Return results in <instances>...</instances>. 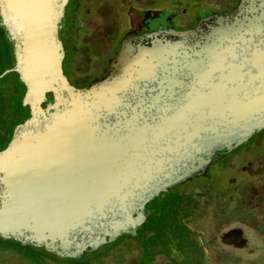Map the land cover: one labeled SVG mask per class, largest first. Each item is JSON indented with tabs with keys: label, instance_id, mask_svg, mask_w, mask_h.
Masks as SVG:
<instances>
[{
	"label": "water",
	"instance_id": "water-1",
	"mask_svg": "<svg viewBox=\"0 0 264 264\" xmlns=\"http://www.w3.org/2000/svg\"><path fill=\"white\" fill-rule=\"evenodd\" d=\"M70 1L0 0V77L17 74L28 108L0 150V238L59 258L134 235L147 203L264 129V0L187 30L131 18L83 87L62 69Z\"/></svg>",
	"mask_w": 264,
	"mask_h": 264
},
{
	"label": "rangeland",
	"instance_id": "rangeland-1",
	"mask_svg": "<svg viewBox=\"0 0 264 264\" xmlns=\"http://www.w3.org/2000/svg\"><path fill=\"white\" fill-rule=\"evenodd\" d=\"M72 8L77 11L76 19L73 18ZM82 8L86 13L78 9L75 1L68 4L63 29L70 30L74 22L81 21L84 15L81 24L75 27L78 32L75 36L76 48L84 50V59L78 57L79 71L94 76L102 73L117 52L122 38L118 45L116 40L123 24L116 27L112 35H106L109 28L99 11L93 10L94 5L87 2ZM89 45L92 51L88 49ZM11 54L1 56L0 73L10 64ZM23 93L24 88L14 72L0 77V149L9 141L14 126L28 116V108L22 101ZM263 170L264 129L210 164L205 174L164 190L147 203L146 210L152 214L139 223L140 228L136 229L140 232L139 236L120 235L116 241L84 252L78 258H57L41 248L0 238V264H92L94 257L108 252L102 258L106 264H264V238L230 216L231 209L228 207L233 206L230 204L233 198L227 199L229 205L223 208L224 212L222 205L218 204H225L221 199L226 194L238 197L233 188L238 186L241 189L242 184L246 186L254 180L252 172ZM263 176L264 173L257 179ZM263 184L257 187L258 191L263 189ZM236 213L248 215L240 207H237ZM186 214L188 219L184 223L186 220L178 217ZM172 217L177 223L176 220L171 221ZM233 227L242 230L244 244L240 248L220 241V236ZM2 251L11 255L7 256Z\"/></svg>",
	"mask_w": 264,
	"mask_h": 264
},
{
	"label": "flooded vegetation",
	"instance_id": "flooded-vegetation-1",
	"mask_svg": "<svg viewBox=\"0 0 264 264\" xmlns=\"http://www.w3.org/2000/svg\"><path fill=\"white\" fill-rule=\"evenodd\" d=\"M72 1L77 3L78 9L80 8L84 11L85 9L82 8L83 4L87 2L92 3L94 5L93 10L99 11L101 17L104 16L101 15L100 12L103 10L106 14V18L104 17L103 20L105 26L109 28L106 35H112L113 30L123 24V27H121L122 30L120 29L119 38L116 40L117 45L119 40L123 38L130 29L131 18L140 17L142 19L141 23L145 26L165 25L173 27L175 30H187L193 28L197 24L198 15L207 12H230L238 3V0H71L70 2ZM72 10L73 14L74 11L77 12L75 8H72ZM65 29L62 28L61 31L65 48L62 69L70 83L76 87H83L94 78L100 76L101 72L93 76L79 71L78 57L80 56L83 58L84 53L81 47L77 48L75 52L70 51V46L76 37L72 35L71 37L73 38L70 39V35L66 33L67 31ZM11 62L9 63L11 64ZM262 173H264V170L263 172H252L251 175L254 176V180L249 181L250 184L248 183L246 186L242 184L241 189H239L238 186V188H233V190L238 193V197H235V195L232 196L233 200L230 202V204L234 206V210L233 206L228 208L231 209L230 216H232L233 219L235 218L240 224L247 225L264 238V186L263 189L257 190V187L264 182V178L257 179ZM241 190L243 191L242 195H239ZM222 203H218L222 205V209L229 205V203ZM237 207L246 211L248 215H238L236 213ZM224 210L225 209H223V212ZM220 241L235 248L242 247L244 239L242 237L241 228H231L228 232L220 236ZM41 249L44 250L43 248ZM2 253L7 256L11 255V253L6 251H2Z\"/></svg>",
	"mask_w": 264,
	"mask_h": 264
},
{
	"label": "trees",
	"instance_id": "trees-1",
	"mask_svg": "<svg viewBox=\"0 0 264 264\" xmlns=\"http://www.w3.org/2000/svg\"><path fill=\"white\" fill-rule=\"evenodd\" d=\"M104 9V8H103ZM82 10V9H81ZM84 13H86L84 10H82ZM101 12V15H104L103 16V18L105 17L106 18V14H105V12L102 10V11H100ZM76 13L77 12H75L74 11V14H73V18L74 19H76ZM75 16V17H74ZM83 17H84V15H82V20H83ZM82 20L81 21H78V22H74V26L70 29V30H68L66 33L68 34V35H70V39L71 38H73V37H71L72 35H74V37L75 36H78V32H76L75 31V27H76V25H78L79 23L81 24V22H82ZM76 39L77 38H74V41H73V43L71 44V46H70V51L71 52H75L76 50H77V48H76ZM86 42H83V44H85ZM87 44V43H86ZM88 49H90V45L88 46ZM91 50V49H90ZM83 51V53H84V50H82ZM92 51V50H91ZM9 52L11 53V47H10V45H9V43H8V41H7V39H6V37H5V35L3 34V31H2V29L0 28V61H1V56H3V55H8L9 54ZM9 65V64H8ZM7 65V66H8ZM15 73V72H14ZM16 74V73H15ZM17 75V74H16ZM17 78H18V76H17ZM18 81H19V79H18ZM20 82V81H19ZM20 84H21V82H20ZM21 86L24 88V86L21 84ZM24 90H25V88H24ZM2 133V132H1ZM3 135V134H2ZM227 193H230V191L229 192H227ZM223 199H221L222 201H225L224 203H226L227 202V199L229 198H232V196L230 195V194H226V195H224L223 197H222ZM218 201V200H217ZM193 206H196L195 204H192ZM188 208H189V206H188ZM190 209V208H189ZM152 213H150V211H149V214H148V216H150ZM147 216V217H148ZM167 216H172V214H168ZM173 216H175V213H174V215ZM146 217V218H147ZM173 218V217H172ZM178 218H181V219H184V220H186V219H188V214H186L185 216H183V217H178ZM177 218V219H178ZM176 220V218L174 217L171 221H175ZM187 223V220L186 221H184V223ZM174 223V222H173ZM175 223H177V220L175 221ZM170 224V223H169ZM176 227H179L177 224H176ZM139 228H140V226H139ZM140 232H138V231H136V233L134 234V236L136 235V236H139L140 234H139ZM117 244H115L114 246H113V249H114V247L116 246ZM33 248H35V247H33ZM107 254H109V252L108 253H105L104 255H102V256H100V257H97V258H93V260L91 261V263L92 264H106L105 262H103L102 261V258L105 256V255H107ZM52 255V254H51ZM54 256V255H53ZM54 257H56V256H54ZM58 258V257H57Z\"/></svg>",
	"mask_w": 264,
	"mask_h": 264
}]
</instances>
